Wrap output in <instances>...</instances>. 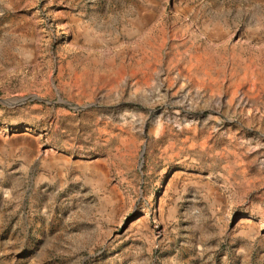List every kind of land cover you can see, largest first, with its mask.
<instances>
[{
    "label": "rangeland",
    "instance_id": "obj_1",
    "mask_svg": "<svg viewBox=\"0 0 264 264\" xmlns=\"http://www.w3.org/2000/svg\"><path fill=\"white\" fill-rule=\"evenodd\" d=\"M0 264H264V0H0Z\"/></svg>",
    "mask_w": 264,
    "mask_h": 264
}]
</instances>
